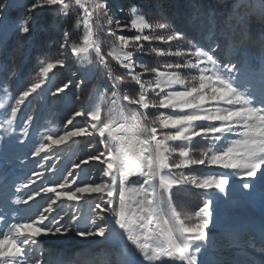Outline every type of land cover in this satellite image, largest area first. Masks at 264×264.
<instances>
[{
    "label": "snow or ice",
    "instance_id": "1",
    "mask_svg": "<svg viewBox=\"0 0 264 264\" xmlns=\"http://www.w3.org/2000/svg\"><path fill=\"white\" fill-rule=\"evenodd\" d=\"M74 3L81 13L75 27L83 29L82 43L70 44L69 33L61 28L63 39L58 56L40 62L39 78L14 103L6 107L0 102V109H3L0 111V131L3 133L0 147L13 136L17 143H25L33 117H21L18 122L20 106L42 88L54 69H63L68 63L71 75L77 77V88L86 83L89 72L103 69L108 78L107 86L98 90L94 107L87 111L81 108L67 119L65 128L72 125L70 130L59 134L45 132L35 139L31 156L40 157L36 163L41 170L31 172L16 191L44 180L45 172L53 175L24 197L14 200L8 197L0 207V225H3L0 226V264H47L40 237L65 236L73 231L82 238L104 239L117 232L125 242L128 256L113 264H201L200 254L209 240L207 230L211 224L213 195L229 196L230 176L237 177L241 181L239 187L247 192L254 189L258 173L259 178L264 179V92L257 95L250 84H241L245 57L242 49L247 37L239 42L235 52L223 57L217 51L220 43L215 41L207 50L196 45L188 50L145 49L142 42L159 40L170 44L184 39V34L174 30L167 20L150 21L135 8L129 9L130 22L122 24L113 18V8L118 7L115 0H74ZM9 6L0 2V14ZM53 6H59L61 16L70 14V4L65 0H32L25 11L33 13ZM4 19L0 15V24ZM33 19L27 15L12 27L27 35L32 31L29 24ZM101 19L106 20L107 32L115 38L107 54L94 38V24ZM244 27L246 30V25ZM125 29L135 30L136 34L130 37L116 34L117 30ZM158 29L165 32L157 35ZM90 51L96 56L94 67L86 66L93 64ZM68 52L74 58L71 62ZM149 52L158 56L191 58L183 63H165L161 70L148 67L141 59ZM110 57L125 74H113ZM183 69L196 74L187 77L182 75ZM152 74V79H146ZM11 75L15 76V72ZM70 83L71 80L56 87L51 95L64 93ZM129 83L136 87L129 90ZM0 90L5 94L8 91L6 87ZM150 94L155 98H150ZM5 99L9 97L6 95ZM106 103L111 107L102 115ZM150 109H169L171 113H161L150 120ZM77 117L83 118V125L73 123ZM85 136L95 138L99 144L94 154L72 163L66 174L58 172L55 163H48L52 158L48 153L54 146ZM194 141L210 142L199 158L190 154ZM88 147L92 148L94 144L90 142ZM41 153L46 155L41 156ZM177 153L179 158L173 160ZM90 161L101 166L98 181L89 182L90 178L83 179L75 172ZM199 165L215 166L224 171L205 174L201 178L185 174V169ZM185 184L208 195L195 213L196 222L191 224L186 220L193 217L182 218L172 200L173 189ZM93 193L99 194L100 202L95 204L94 217L87 227L79 226L81 216L78 212L60 211L61 205L78 204L85 194ZM42 196L43 199L37 201V197ZM12 205L28 206L24 212L30 215L24 216ZM68 207L76 205L69 204ZM9 216L18 222L8 223L6 217ZM66 217L67 221L61 223ZM109 217L115 227L106 222Z\"/></svg>",
    "mask_w": 264,
    "mask_h": 264
},
{
    "label": "rangeland",
    "instance_id": "2",
    "mask_svg": "<svg viewBox=\"0 0 264 264\" xmlns=\"http://www.w3.org/2000/svg\"><path fill=\"white\" fill-rule=\"evenodd\" d=\"M65 2L70 4V8L75 5L74 0H65ZM224 2H229V4L218 17H224L223 21L225 22V26L215 39V42L220 43L221 47L217 51L220 53L221 57L229 52L236 51L239 46L236 37L241 26L244 37L246 36L247 39L250 38L248 23L255 21L260 23V27H264V3H262V0H220V3ZM30 3H32V0H7L6 4L10 5L8 8H19L21 12L18 19L9 22L6 20L8 9L5 13L0 14L5 17L3 24H0V46L12 33H20L19 30L14 29L12 25L18 24L20 20L27 15H31L34 18L30 22V24L32 23V27H35L37 25V19H40L38 23L41 25V28L45 29L54 40L58 39L60 45L63 39L61 28L66 30V17L59 14V6L37 9L33 13H27L25 7ZM115 3L118 7L113 8V12L115 13L113 18L119 19L122 24L129 23L132 17L130 20L125 19V21H122L118 16V11L123 9V0H115ZM127 15H132L129 10L127 11ZM211 21L213 26L207 37L209 42H212L215 32L214 17L211 18ZM245 25L246 30L244 27ZM129 30L130 29H125L124 31L117 30V35L128 36L126 32ZM77 31L80 32L83 31V29L81 28ZM81 36L82 35L76 37L75 43H82ZM69 43L71 44L70 39ZM261 43L264 44V41ZM212 44L213 42L210 43L209 46ZM209 46L199 47H204L207 50ZM59 52L54 56H48L46 59L56 58ZM67 55L69 57V62H71L74 58L71 57L70 52H68ZM89 58L93 61V64L86 66L94 67L96 61L94 51L89 52ZM242 64L241 84H250L252 90L257 95L264 92V77H262V73H264V55L254 54V56H250L242 61ZM39 67L40 64L37 66V71L33 73L30 72V77L23 81L18 71L20 67L18 68L16 64H14L12 68L9 69L8 67L5 68L4 64L0 62V89L6 87L8 90L6 94L0 90V102H4L6 107L8 104L14 103V100L19 98L20 94L39 78L37 75ZM13 72H15V76L11 75ZM96 73H99L102 78L99 88L96 91L97 100V92L107 86L108 78L103 69H96L88 73L87 80L92 79ZM49 77L50 79L42 85L41 89H38L36 93H33L21 104V110L17 114L18 122L21 117H27L28 115L33 117V123L29 129V137L25 140V143H17L16 137L13 136L11 139H6L3 146L0 147V207L4 206V202L8 197L11 196L13 200L16 197H24L25 193L29 192L31 189L37 188L40 184L44 183L49 176L53 175V173L45 172L44 180L38 181L37 184L31 185L28 189L16 191L19 184L23 182L31 172L41 170L37 167L36 163L40 160V157L31 156L35 139L45 132L51 131L55 134H59L64 130H70L72 125H67L65 128V124L67 119H69L75 111L81 108L87 111L95 106L96 101H94L93 98L88 104H83L81 102L80 92L82 86L79 88L76 87L77 77L71 75L68 63H66L63 69H54L53 73L49 74ZM69 80H71V83L64 93H60L57 96L51 95V91H54L56 87H61L63 84L68 83ZM72 91L75 93L74 96H72ZM6 95L9 99H5ZM62 100H67L69 105H77V108L65 120L55 117L60 107L63 105ZM109 107H111L109 103L103 106L102 115L107 113ZM0 111H3V109H0ZM161 113L170 114L171 110L163 109V111L156 114L153 119L158 117ZM0 123H2V118H0ZM73 123L83 125L84 120L82 117H77ZM2 134V131H0V135ZM198 139L199 138H197V140ZM85 142L86 147L83 150H79L77 146ZM90 142L94 144V147H88ZM74 143H78V145L72 147ZM97 148H99V144L96 143L95 138L86 136L79 138L74 137L63 145L54 146L50 150V153H48V155L52 157L48 163H55L58 172L66 174L71 168L72 163H78L87 156L94 154ZM44 155L46 154L41 153V156ZM100 167L98 162L90 161L89 164L83 165L82 169H77L75 172H79L83 179L88 180L90 178L89 182L98 181L100 177ZM222 171L224 170L215 166L206 167L205 173L198 176L196 175V177L201 178L205 174ZM77 182L79 183V180ZM256 182L264 189V179L259 178V173ZM234 183L240 185L241 181L235 176H230V186ZM72 187H75V185ZM261 187H259V190L263 192L264 190L261 189ZM13 193H15L14 196ZM98 196L99 194L96 193L91 195L85 194L78 204L77 202H67L61 205L60 211L67 210L69 212H78L81 216L78 222L79 226L81 228L87 227L89 225V220L94 217L95 204L100 202ZM205 198L207 199L208 195H206ZM212 198L214 202L212 204L211 224L207 230L209 234L207 245L210 247V250L212 249L219 255L222 260L221 264H264V206L248 196L229 199L227 201H222L221 196L218 194L213 195ZM42 199L43 196L37 197V201ZM69 204H75L76 207L70 208L68 207ZM12 207L19 208L24 216L30 215V213L24 212L28 207L26 205H12ZM192 217L193 219L186 220V223H195V214H193ZM11 220V217L6 219L7 222L9 221L8 223H11ZM66 221L67 217L65 221L61 223H65ZM16 222H18L17 219ZM106 222L110 227H115L110 217ZM112 234L113 233L108 235L106 239L99 237L82 238L78 236L75 231L69 232L65 236H42L40 237V247L46 250L45 260L47 264H113L114 261L120 260L128 253L127 249L124 247L125 242L119 234L117 238L120 240L117 239L118 242H114L116 244L120 243V248L117 249L116 247L108 246V240L112 238Z\"/></svg>",
    "mask_w": 264,
    "mask_h": 264
},
{
    "label": "trees",
    "instance_id": "3",
    "mask_svg": "<svg viewBox=\"0 0 264 264\" xmlns=\"http://www.w3.org/2000/svg\"><path fill=\"white\" fill-rule=\"evenodd\" d=\"M6 4L7 0H0ZM228 3H220V0H123V9L118 11V16L122 21L125 19L130 20L132 15H127V11L131 8L137 9V11L146 16L150 21L167 20L172 25V28L176 31H180L184 34V39L179 41H173L170 44L163 43L159 40H153L151 43L142 42L145 49L150 47L156 49H191L193 45L196 46H209L210 43L215 41L217 35L224 28L225 22L223 16L218 15L223 9L228 6ZM21 10L19 8H8L7 10V22L18 19ZM69 15L66 17V30L69 33V39L71 43L76 42V37L83 36V31L78 32L75 29L76 21L81 17V13L77 5H74L69 10ZM215 19V32L212 42L207 40L211 28L213 26L210 19ZM40 19H37L36 26L32 27V23L29 24L32 31L27 34L12 33L0 46V62L4 64L5 68L11 69L14 64L18 69L21 79L27 80L30 76V72L37 71V66L42 60H45L48 56H54L59 52L58 39L54 40L52 36L45 29L39 25ZM246 23V21H245ZM49 25V24H48ZM99 25H105L104 28H100ZM250 38L246 40L243 45V51L245 52V59L256 55H264L262 51L261 42L264 41V27H260V23L252 21L248 23ZM95 39L101 43L102 50L105 54L111 51L115 38L110 36L107 32L106 20H98L93 27ZM147 31V30H146ZM170 31V30H169ZM165 30H156V34H163ZM117 34V33H116ZM126 34L134 36L136 32L129 30ZM81 36V37H82ZM244 39V32L242 26L239 28L236 40L239 43ZM25 45V46H24ZM27 45V46H26ZM191 57H177V56H158L155 53L149 52L143 55L141 59L150 68H160L163 70L165 63H183L186 59ZM109 64L114 75L125 74L124 70L117 64L111 57L109 58ZM182 75L191 77L196 73L192 70L183 69ZM154 74L149 75L146 79H152ZM101 77L99 73H96L92 79H88L85 84L82 85L80 92V99L83 104H88L93 98L96 101V91L99 88ZM129 90L134 89L135 84L129 83L127 85ZM75 93L72 91V96ZM150 98H155L150 94ZM62 107L56 114V118L61 120L67 119L70 114L77 108V105H69L67 100H62ZM61 104V103H60ZM163 111V109H150L149 119L152 120L156 114ZM199 140V139H198ZM197 140V141H198ZM178 143V142H177ZM78 143H74L72 147L77 146ZM210 142L200 141L193 142L191 145V155L199 158L203 152L207 151ZM175 146V145H174ZM79 150H83L86 147L85 143H80ZM178 153L174 154L172 159H178ZM205 166H193L190 169H185L186 175H202L205 172ZM206 193L195 189L192 185H179L173 189L172 200L177 210L181 212L182 218L184 216H193L200 207L203 206L206 200Z\"/></svg>",
    "mask_w": 264,
    "mask_h": 264
},
{
    "label": "bare ground",
    "instance_id": "4",
    "mask_svg": "<svg viewBox=\"0 0 264 264\" xmlns=\"http://www.w3.org/2000/svg\"><path fill=\"white\" fill-rule=\"evenodd\" d=\"M254 184H255L254 189L251 192H247L246 190H242L237 183H234L233 185H231L229 196L227 198L221 197V200L227 201L229 199L243 198L245 196H248L250 198L252 197L259 204L264 206V191L261 192L259 190L260 189L259 187H261V186L256 183V180L254 181ZM261 189H263V187H261ZM263 232H264V230H263ZM117 235H118L117 232H113L112 238L109 239L108 242H109V244L117 245L118 248H120V246H119L120 243L116 244L118 242L117 239L120 240L119 238H117ZM114 241H116V243ZM121 244H122V242H121ZM210 253H211L210 247L208 245H206V247L204 248V250L200 254L201 264H207L206 261L210 255ZM127 256H128V254L124 255L122 258H125Z\"/></svg>",
    "mask_w": 264,
    "mask_h": 264
},
{
    "label": "water",
    "instance_id": "5",
    "mask_svg": "<svg viewBox=\"0 0 264 264\" xmlns=\"http://www.w3.org/2000/svg\"><path fill=\"white\" fill-rule=\"evenodd\" d=\"M95 38V37H94Z\"/></svg>",
    "mask_w": 264,
    "mask_h": 264
}]
</instances>
